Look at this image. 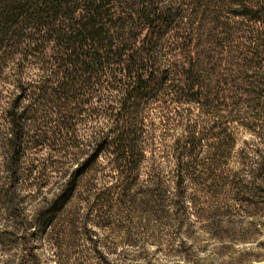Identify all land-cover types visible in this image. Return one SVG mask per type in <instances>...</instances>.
I'll return each instance as SVG.
<instances>
[{"label": "rangeland", "instance_id": "obj_1", "mask_svg": "<svg viewBox=\"0 0 264 264\" xmlns=\"http://www.w3.org/2000/svg\"><path fill=\"white\" fill-rule=\"evenodd\" d=\"M241 5L259 11L210 13L191 46L166 33L170 74L128 99L119 68L71 81L55 31L68 18L0 25V264H264V0Z\"/></svg>", "mask_w": 264, "mask_h": 264}, {"label": "trees", "instance_id": "obj_2", "mask_svg": "<svg viewBox=\"0 0 264 264\" xmlns=\"http://www.w3.org/2000/svg\"><path fill=\"white\" fill-rule=\"evenodd\" d=\"M78 1L4 0L0 7V25L6 27L5 31H10L11 26L20 23V19H25L28 23L49 27L50 22L59 17L68 18L69 27L61 26L55 31L57 39L64 43V48L67 51L70 49L76 56L74 57V53L71 52V56L68 55L65 59L66 63L74 65L67 74L72 78L71 81L76 79L74 76L76 71L82 68L88 74L98 75L100 71L104 70V73L109 74L119 68L131 78L125 99L130 96L141 97L151 92L155 85L159 86L170 74L168 67L161 69L158 53L161 40L166 33H173L175 30L173 34L176 33L181 39L184 37L183 39L188 42L184 41L183 44L189 46L195 40L203 41L204 35L199 29L204 26L205 18L210 13L215 23L220 24L225 12L253 16L259 11L248 5H241L237 9L231 8V1L235 3L238 0H82L85 13L76 19L74 13L78 8ZM242 1L244 0H241V3ZM186 18L194 21L193 24L196 25L192 29L195 31H184L185 29L181 31L180 25ZM144 31L147 32L140 39ZM82 46H89L87 54L78 53ZM190 59L185 73L189 78L188 88L191 89L200 78L195 70L199 59L192 57ZM115 65L117 67L114 68ZM66 80L58 81V89L64 95L69 88ZM199 94L191 93L193 97H199ZM13 107L10 113L13 132L8 139V147L12 152L9 162L11 167L20 153L22 131L21 114L14 110L17 104ZM68 194L63 191L62 197L58 198L59 202L66 199Z\"/></svg>", "mask_w": 264, "mask_h": 264}]
</instances>
